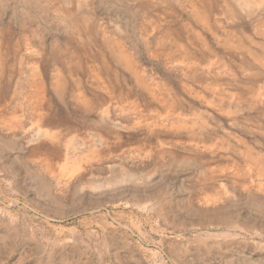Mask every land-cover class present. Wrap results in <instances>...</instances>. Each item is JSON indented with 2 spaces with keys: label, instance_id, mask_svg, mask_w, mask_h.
Segmentation results:
<instances>
[{
  "label": "rangeland",
  "instance_id": "obj_1",
  "mask_svg": "<svg viewBox=\"0 0 264 264\" xmlns=\"http://www.w3.org/2000/svg\"><path fill=\"white\" fill-rule=\"evenodd\" d=\"M0 264H264V0H0Z\"/></svg>",
  "mask_w": 264,
  "mask_h": 264
}]
</instances>
